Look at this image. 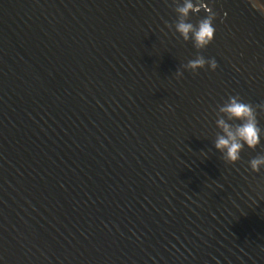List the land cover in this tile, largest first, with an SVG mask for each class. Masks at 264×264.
Returning <instances> with one entry per match:
<instances>
[{"label":"water","instance_id":"95a60500","mask_svg":"<svg viewBox=\"0 0 264 264\" xmlns=\"http://www.w3.org/2000/svg\"><path fill=\"white\" fill-rule=\"evenodd\" d=\"M184 2L0 0V264H264V0Z\"/></svg>","mask_w":264,"mask_h":264},{"label":"clouds","instance_id":"9594fccd","mask_svg":"<svg viewBox=\"0 0 264 264\" xmlns=\"http://www.w3.org/2000/svg\"><path fill=\"white\" fill-rule=\"evenodd\" d=\"M259 7V5H253ZM198 6L194 5L192 0H185L184 4L177 8L180 16L186 17L190 11L195 12ZM176 30L185 39H189V33L192 34L194 46L202 49L208 46L214 39L215 28L212 25V17L208 16L198 22L197 26L181 21L176 25ZM208 66L210 70L217 68V62L214 58L205 60L203 57H197L189 62L188 67L193 71ZM230 120L239 121L233 128L226 124L224 120L218 123L224 131V135L217 138L215 147L221 151L224 158L232 163L240 159V152L245 145L249 148H256L260 143V128L256 119V114L251 105L245 104L236 98H230L229 102L221 109ZM253 172H259L264 167V156H259L249 161Z\"/></svg>","mask_w":264,"mask_h":264}]
</instances>
